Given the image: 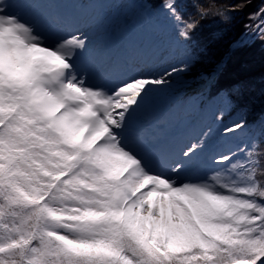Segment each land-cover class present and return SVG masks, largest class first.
Wrapping results in <instances>:
<instances>
[{
	"label": "snow or ice",
	"instance_id": "1",
	"mask_svg": "<svg viewBox=\"0 0 264 264\" xmlns=\"http://www.w3.org/2000/svg\"><path fill=\"white\" fill-rule=\"evenodd\" d=\"M27 2L0 0V264H264L254 152L245 162H234L236 153L208 157L210 171L186 179L204 162L202 132L164 157L165 172L153 171L128 133L166 76L93 84L77 63L88 33L50 41L11 11ZM163 7L188 41L197 21L175 0ZM194 7L200 19L218 14ZM97 71L106 72L104 60Z\"/></svg>",
	"mask_w": 264,
	"mask_h": 264
},
{
	"label": "rangeland",
	"instance_id": "2",
	"mask_svg": "<svg viewBox=\"0 0 264 264\" xmlns=\"http://www.w3.org/2000/svg\"><path fill=\"white\" fill-rule=\"evenodd\" d=\"M30 1V0H29ZM134 0H33L34 10L24 9L20 4L11 11L25 19H31L46 30L49 40L68 33L87 32L91 44L89 50L79 58L78 67L89 76L93 84L112 87L132 78H159L165 75L168 84L153 91L142 103L129 129V140L138 151L145 147L143 155L150 161L153 171L165 172L162 160L173 149L194 142L202 133H209L204 162L194 166L184 178L196 179L210 171L208 157L231 154L240 150L250 137L246 126L236 133L225 135L224 130L233 123H223L218 118L217 100L199 106L202 94L211 80L203 75L195 80H181L180 73L167 77L165 70L173 67L185 69L187 59L183 57L181 41L172 18L163 17L159 22L139 23L144 14ZM37 14L46 18L38 22ZM128 20L135 22L134 26ZM264 31V23L259 32ZM98 60L106 63V72L97 71ZM187 88V89H186ZM189 88V89H188ZM185 89V92H182ZM164 112L157 110L164 105ZM203 105V104H202ZM154 119L147 131L140 123ZM226 139L232 141L225 146ZM239 154V155H238ZM243 152L236 153L233 161H244ZM150 187V186H149ZM146 190V189H145Z\"/></svg>",
	"mask_w": 264,
	"mask_h": 264
},
{
	"label": "trees",
	"instance_id": "3",
	"mask_svg": "<svg viewBox=\"0 0 264 264\" xmlns=\"http://www.w3.org/2000/svg\"><path fill=\"white\" fill-rule=\"evenodd\" d=\"M166 2L134 0L133 5L144 14L139 23L161 21L169 14L163 7ZM195 3L218 14L200 19ZM175 4L183 18L198 23L188 41L179 38L182 56L188 61L180 78L195 80L205 75L211 80L200 94L199 106L217 100L221 122L255 123L240 148L244 151L235 153L243 152L245 162L247 152H254L259 164L257 179L264 182V36L258 33L264 23V0H175ZM128 21L130 26L136 22Z\"/></svg>",
	"mask_w": 264,
	"mask_h": 264
},
{
	"label": "bare ground",
	"instance_id": "4",
	"mask_svg": "<svg viewBox=\"0 0 264 264\" xmlns=\"http://www.w3.org/2000/svg\"><path fill=\"white\" fill-rule=\"evenodd\" d=\"M29 2H33V0H30ZM29 2L23 3L22 5H23L24 9H27V10H31L32 11V9L34 10V7L35 6H33L32 4H29ZM165 17H167L166 19H170L171 18L169 16V14H167ZM45 18L46 17L43 14H37V20H38V22L44 21ZM182 92H185V89H182ZM166 106H168V104L162 106L161 108H159L157 110V115H161L164 112V108ZM153 124H154V119H151L148 122L140 123L138 128H141V130L147 131L148 129H151L153 127ZM128 136H129V134H128ZM226 143L227 144H225V146H227V145L229 146V145L232 144V141L229 140V139H226ZM144 150H145V147L143 149H141L140 152L143 153Z\"/></svg>",
	"mask_w": 264,
	"mask_h": 264
},
{
	"label": "water",
	"instance_id": "5",
	"mask_svg": "<svg viewBox=\"0 0 264 264\" xmlns=\"http://www.w3.org/2000/svg\"><path fill=\"white\" fill-rule=\"evenodd\" d=\"M255 126V123H250L246 126V129L245 130H248V129H251Z\"/></svg>",
	"mask_w": 264,
	"mask_h": 264
}]
</instances>
